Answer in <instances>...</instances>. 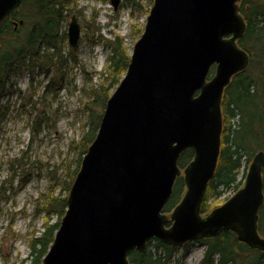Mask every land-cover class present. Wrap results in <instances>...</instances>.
<instances>
[{
  "label": "water",
  "instance_id": "water-1",
  "mask_svg": "<svg viewBox=\"0 0 264 264\" xmlns=\"http://www.w3.org/2000/svg\"><path fill=\"white\" fill-rule=\"evenodd\" d=\"M240 1L153 0L41 264H130L129 252H143L152 238L180 248L222 231L264 251L258 233L264 151L252 156L242 186L201 214L220 153L224 90L250 61L238 44L246 29ZM110 2L114 10L120 4ZM21 3L0 0V26ZM66 35L76 47L81 28L74 15ZM187 149L193 157L180 169ZM180 176L183 194L167 214Z\"/></svg>",
  "mask_w": 264,
  "mask_h": 264
},
{
  "label": "rangeland",
  "instance_id": "rangeland-1",
  "mask_svg": "<svg viewBox=\"0 0 264 264\" xmlns=\"http://www.w3.org/2000/svg\"><path fill=\"white\" fill-rule=\"evenodd\" d=\"M64 1L66 17L58 30L59 37H63L62 74H56L53 67L38 74L36 68L33 80L27 73L14 77L0 96V264L30 263L29 240L43 228L44 214L39 210L51 195L68 194L62 188L77 165L81 139L87 132V93L98 83L97 73L103 71L108 55L101 42L91 44L89 40L99 35L111 39L117 34L130 54L151 7L147 0H120L116 10L110 0ZM28 7L29 3H24L19 13H27ZM72 15L81 28L74 48L68 45L66 35ZM24 24L19 30L21 39L31 26ZM51 80L55 83L43 94L45 84ZM251 158L242 161L237 178L242 183ZM262 178L264 192L263 171ZM233 194L234 190L223 188L220 196L208 203L215 208ZM57 219L50 216V223ZM260 221L264 225V213ZM204 249L198 241L189 242L173 254L172 260L182 258L185 264H198Z\"/></svg>",
  "mask_w": 264,
  "mask_h": 264
},
{
  "label": "trees",
  "instance_id": "trees-1",
  "mask_svg": "<svg viewBox=\"0 0 264 264\" xmlns=\"http://www.w3.org/2000/svg\"><path fill=\"white\" fill-rule=\"evenodd\" d=\"M147 1L151 6L153 0ZM24 3H29L27 13H19ZM65 4L64 0H23L3 21L0 26V96L3 95L6 84L12 83L14 77L27 73L30 74V80H33L36 68H39L38 74L48 72L52 67L56 74H62L64 60L60 54V44L63 37H59L58 30L66 17L63 15L67 11ZM138 7L141 8L140 5ZM238 11L246 23L244 35L238 40V44L248 53L250 61L244 71L232 77L224 90L221 104L220 153L214 176L208 183L201 203L203 215L213 209L208 201L218 198L223 188L236 192L242 186V182L237 178L243 159L248 161L255 152L264 151V0H241ZM20 19H24V25L31 24L24 39H21L19 34L23 25L18 24L17 28H14L12 22H18ZM89 42H101L108 49V55L103 71L97 73L98 83L87 93V132L81 139L77 165L68 175L69 180L65 188H62L66 193L79 170L82 157L97 133L106 101L119 84L130 60L123 38L117 34L111 39L99 35L96 39L92 37ZM213 71L214 68L210 70L207 79L212 77ZM60 80L59 76L58 81ZM54 83L55 81L51 80L45 84L43 94H47L49 87ZM96 108L98 110H95ZM192 157V149L185 150L178 160L180 169H183ZM183 190L182 177H178L172 195L163 209L165 213L169 214L179 202ZM66 197L51 195L47 204L39 210V213L44 214L43 228L37 236H32L29 240V264L42 263L64 215ZM263 213L264 204L259 211L258 221V231L264 236V225L260 221ZM50 216H57L58 219L50 223ZM198 242L205 248L198 264H264V251L251 249L231 231H222L215 237ZM177 250L178 248H172L152 238L147 241L143 252H129L128 261L130 264H185L182 258L172 260Z\"/></svg>",
  "mask_w": 264,
  "mask_h": 264
},
{
  "label": "flooded vegetation",
  "instance_id": "flooded-vegetation-1",
  "mask_svg": "<svg viewBox=\"0 0 264 264\" xmlns=\"http://www.w3.org/2000/svg\"><path fill=\"white\" fill-rule=\"evenodd\" d=\"M22 2H23V0H22ZM22 4V3H21ZM11 15V14H10ZM9 15V16H10ZM8 16V17H9ZM73 16V15H72ZM71 16V17H72ZM71 17H70V20H71ZM76 17V16H75ZM77 18V17H76ZM21 21H22V24H20V25H23L24 24V19H20ZM78 20V19H77ZM13 22V25H14V23H15V21H12ZM70 22V21H69ZM69 22H68V24H69ZM68 26V25H67ZM14 28H16V27H14ZM259 223V222H258ZM258 233H259V231H258ZM259 235L261 236V237H264L263 235H261L260 233H259ZM189 244V242L188 243H186V244H184L183 246H185V245H188ZM247 245V244H246ZM255 250H257V249H255Z\"/></svg>",
  "mask_w": 264,
  "mask_h": 264
}]
</instances>
